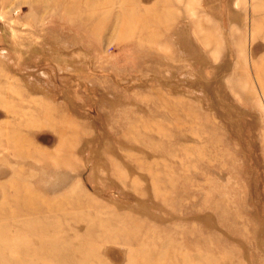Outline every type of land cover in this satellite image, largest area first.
Instances as JSON below:
<instances>
[{"label":"rangeland","instance_id":"rangeland-1","mask_svg":"<svg viewBox=\"0 0 264 264\" xmlns=\"http://www.w3.org/2000/svg\"><path fill=\"white\" fill-rule=\"evenodd\" d=\"M0 264H264V0H0Z\"/></svg>","mask_w":264,"mask_h":264}]
</instances>
